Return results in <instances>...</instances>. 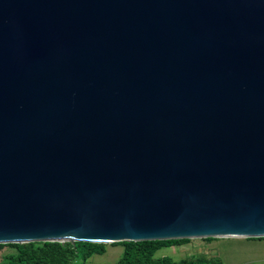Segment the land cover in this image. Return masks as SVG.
<instances>
[{"label": "water", "instance_id": "water-1", "mask_svg": "<svg viewBox=\"0 0 264 264\" xmlns=\"http://www.w3.org/2000/svg\"><path fill=\"white\" fill-rule=\"evenodd\" d=\"M264 238V0H0V245Z\"/></svg>", "mask_w": 264, "mask_h": 264}, {"label": "trees", "instance_id": "trees-1", "mask_svg": "<svg viewBox=\"0 0 264 264\" xmlns=\"http://www.w3.org/2000/svg\"><path fill=\"white\" fill-rule=\"evenodd\" d=\"M211 239V238H210ZM258 240V239H253ZM260 240H264L261 238ZM188 240L143 241L117 243L124 246L118 264H223L217 258L199 257L188 261L175 262L171 257L156 258L155 254L164 247L181 245ZM0 246H5L1 244ZM17 253L4 258L6 264H80L93 255H103L105 244L76 242H34L24 244H7Z\"/></svg>", "mask_w": 264, "mask_h": 264}, {"label": "rangeland", "instance_id": "rangeland-1", "mask_svg": "<svg viewBox=\"0 0 264 264\" xmlns=\"http://www.w3.org/2000/svg\"><path fill=\"white\" fill-rule=\"evenodd\" d=\"M103 255H93L80 264H118L124 246L105 244ZM17 253L16 248L0 246V264H6L4 258ZM168 256L175 262L188 261L199 257L217 258L223 264H264V240L242 238L191 239L181 245L164 247L157 251L156 258Z\"/></svg>", "mask_w": 264, "mask_h": 264}]
</instances>
